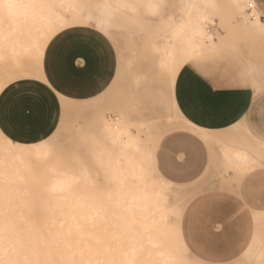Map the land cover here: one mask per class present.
<instances>
[{"label":"rangeland","instance_id":"obj_1","mask_svg":"<svg viewBox=\"0 0 264 264\" xmlns=\"http://www.w3.org/2000/svg\"><path fill=\"white\" fill-rule=\"evenodd\" d=\"M52 1L58 2V0ZM98 1L100 0H78L76 4L79 10L75 15L68 10H63L65 20L56 23V33L53 36L65 30L72 32L76 25H87L90 21L99 24L100 21L106 27H111L114 32V51L110 50L102 40L80 30L84 40L75 50L82 52L88 59L86 62L82 61L78 68L69 64L67 52L59 56L53 66L49 57V46L44 52L27 50L26 53L24 52L26 50L17 45L22 50L13 46V55L10 52L8 56H0L2 57L0 59V94L4 93L5 89H10L0 97V121L4 122L15 137V139L8 138V141L21 144L30 152L35 149V144H44L46 153L34 154L30 161L34 164V174L44 176L46 183L49 184L55 176L62 175L55 172V167L60 170H78L80 160L74 152V147L80 133H87L94 137L95 144L89 149L88 162L84 164L90 169L94 188L97 191H103L104 206L111 207L112 197L116 192L115 186L121 185L119 190L124 193L126 187L136 184V179L130 176L127 182L125 181L126 184L120 178L111 177L109 180L107 173L97 168L94 151L97 138L100 137L102 125L100 117L112 126L129 116L131 119L129 129L138 137L141 147V152L133 150L132 154L142 164L149 166V144L154 135L177 127L192 130L190 125L193 122L184 117L174 97L176 79L189 60L200 64L201 70L211 74L213 81L220 86L237 89V79L247 74L250 77V86L249 92L246 93H252L249 109L237 123L217 131L210 128L208 130L211 142L206 141L209 144H207L209 153L211 152V157L214 158L211 171L195 183L189 185L172 183L167 186L186 193L171 200L173 205H186L182 218H177L174 213H170L167 217V223L177 228L181 244L178 245L168 237L161 244L151 245L149 236L145 235L144 225L138 223L135 228L142 234L143 247L140 252L134 254L135 257L131 255L133 262L129 263L210 264V261L198 256L189 247L184 235L183 220L188 206L193 201L208 194H215L227 183L220 172V167L225 163L229 165L234 163L227 161L223 155L222 148L225 145L233 148L242 147L250 150L251 154L259 155L258 145H253L249 137L254 135L253 130L256 127L255 122L250 118L252 116L258 118L259 113L264 109V95H262L264 92V35L253 34V36L251 33L247 34L241 29H236L232 15L225 11L213 14L211 19L205 22V28L217 41L216 47L206 45L199 53L184 51L183 39L186 31L181 28L185 16L178 8L181 0H165L173 6L164 9L147 7L152 3L155 4L157 0H123L124 3H141L145 7L112 9L108 16L101 12ZM220 2L222 7H226L227 0H220ZM47 37V35L44 38L42 36L40 44L44 43ZM168 49L172 52L164 56L166 61L161 64L158 56L165 54ZM33 52L37 53V57H34ZM176 58L179 60L176 61ZM93 67L94 70H92ZM173 69L176 74L174 76ZM52 81H55V86ZM106 82L107 88H105ZM79 89H82L80 97L74 98L69 95V91L76 94ZM163 135L161 134L159 139ZM8 141L6 143L9 144ZM0 142L5 140L0 138ZM9 146L12 148L11 144ZM112 149L118 155L120 148L114 146ZM5 158L10 159V157ZM12 163L14 164L15 161L13 160ZM11 166L12 164L9 168L12 169ZM5 174L2 165L0 181ZM120 175L123 174L120 173ZM31 190L35 191L37 188L34 186ZM255 203L257 205L260 203L258 191ZM49 204L52 202L50 201ZM14 206L15 201L12 198L9 208ZM107 227L115 228L109 224ZM96 239H93L94 242L92 241L93 244L90 245L94 254L91 256L93 259L90 257L93 264H127V257L124 258L123 252L121 253L126 244L124 241L123 244L121 243L120 237ZM106 245H109L108 253L103 250ZM257 247L259 248V244ZM240 254H246L248 258H258L259 251L254 249L248 252L245 248ZM235 260L236 258L225 261L224 264H235Z\"/></svg>","mask_w":264,"mask_h":264},{"label":"bare ground","instance_id":"obj_2","mask_svg":"<svg viewBox=\"0 0 264 264\" xmlns=\"http://www.w3.org/2000/svg\"><path fill=\"white\" fill-rule=\"evenodd\" d=\"M77 1L58 0L54 3L52 0H0V56H8L10 52L12 54L13 46H16L18 50L21 49L18 46L22 47L26 53L27 50L44 52L56 33V23L65 20L63 10H68L75 15L79 10ZM252 2L253 0H227L226 7H222L220 0H181L178 8L185 16L181 29L186 31L183 50L199 53L206 45L217 46L214 35L205 28L206 20L211 19L215 13L228 11L232 15L236 29H241L247 34H255V36L261 34L248 23V18L254 14V10L250 11L246 5ZM97 3L101 5V12L108 16L112 9H120L116 5L124 4V1L100 0ZM36 30L38 32H34ZM44 35L48 37L44 43L40 44V39L42 36L44 38ZM171 52L172 50L168 49L165 54H160L158 61L161 64L164 63L166 61L164 56ZM33 54L34 57L37 55L36 52ZM102 118H99L102 125L94 151L97 168L104 170L109 180L111 177L120 178L126 184L130 176L136 179V184H130L124 193L119 190L121 185L115 186L116 192L113 194L111 207L104 206L103 191H97L94 188L90 169L84 163H79L77 171L75 169L60 170L55 167V172L62 175L55 176L48 184L44 176L34 174V164L30 161L34 154L46 153L44 144H35V149L30 152L23 145L14 144L13 141H8L9 139L7 141L12 148L8 143L0 142V166L3 165L6 173L0 181V261L16 258V251H19L20 258L26 257L35 264H93V257H91L93 251L90 247L93 239L118 236L122 239L121 243L123 244L124 241L126 244L121 253L123 252L124 258L127 257L126 261L129 264L133 262L131 257L140 252L143 247L142 234L135 228L138 223L144 225L146 230L142 228L146 231L145 235L149 236L147 239L152 242L151 245L161 244L168 237L178 245L181 244L177 228L167 223V217L170 213L175 214L179 210L180 215L175 216L182 218L186 205H173L171 200L186 193L180 189L168 188L167 186L172 183L162 177L154 164V149L159 136L166 132L156 134L152 138L149 144L150 164L146 166L132 154L133 150L141 152V147L138 137L129 129L130 117L126 116L112 126ZM190 127L211 142L209 128L195 123H191ZM114 146L120 148L118 155L112 149ZM222 153L227 161L242 166L247 163L244 157L252 152L242 147L233 148L225 145ZM10 164L12 169L9 168ZM34 186L37 190L32 191L31 187L34 188ZM61 197L63 198L60 199ZM12 198L15 206L9 208ZM50 201L52 204H49ZM108 224L115 228H108ZM7 237H11V240L9 241ZM258 244L259 241L255 244L250 243L247 251L255 249L258 252ZM10 246L15 250L12 254L8 252ZM103 250L108 253L109 245L104 246ZM183 260L186 259L183 258Z\"/></svg>","mask_w":264,"mask_h":264},{"label":"snow or ice","instance_id":"obj_3","mask_svg":"<svg viewBox=\"0 0 264 264\" xmlns=\"http://www.w3.org/2000/svg\"><path fill=\"white\" fill-rule=\"evenodd\" d=\"M18 7V5H16ZM170 3L165 0H157L155 4L147 5V7H154L158 9H164L172 7ZM117 8L125 9H137L145 7L141 3H124L116 5ZM246 7L254 14L248 18V23L253 26L264 35V0H253L252 3L247 4ZM84 30L89 33L90 36L102 40L110 50L114 51L113 35L114 32L111 27H106L103 23H96L90 21L89 24L76 25L72 32L61 31L53 36L51 43L49 44V57L55 66L59 56L67 52L69 54V64L74 65L77 68L81 62H86L88 57L80 51H76L75 48L83 42L84 36L80 32ZM202 66L195 61L189 60L184 71H191V75L194 79L208 86L209 90L213 87V77L211 74H206L201 70ZM183 73H181L182 75ZM172 75H175V69L172 70ZM51 79V77H49ZM55 86V81H52ZM250 77L245 74L237 79V91L249 92ZM107 82L105 88H107ZM10 89H5L6 94ZM50 91V90H49ZM264 95V92H262ZM54 96V94H53ZM55 99V96H54ZM191 119V118H190ZM255 122L254 135L249 137L250 142L253 145H258L259 155L249 154L244 157L246 160V166L239 164L229 165L225 163L220 167L221 174L226 178L227 183L222 189L206 197V200L210 201L213 205V213L222 214L224 219L221 223L231 222L234 225L236 221H241L239 229L245 233L244 243L241 246V252L245 248H248L250 243L255 244L259 241V256L258 258H248V256L236 254L235 264H264V109L259 113V117L252 116L250 118ZM239 118L229 121L230 125L237 123ZM193 123L199 124L198 121L193 120ZM55 127V125H54ZM15 139L12 131L5 126L3 121H0V138H3L7 142L8 138ZM197 142L200 143L203 150V141L197 138ZM95 144V138L87 133H80L78 141L74 147V152L79 158L81 163H87L89 157V149ZM218 151V150H217ZM214 158L205 150L202 156L194 158L193 164L198 168L196 175L199 177L202 174H207L212 169ZM160 172L165 179H172L161 168ZM257 191L259 192V205L255 203ZM180 215V211L174 214ZM185 220L187 216L185 215ZM10 241L11 237H7ZM26 247V245H25ZM15 250L10 246L8 248L9 254H12ZM0 264H35L33 261H29L26 257L20 258V252L16 251V258H9L0 261ZM210 264H224V261H210Z\"/></svg>","mask_w":264,"mask_h":264},{"label":"crops","instance_id":"obj_4","mask_svg":"<svg viewBox=\"0 0 264 264\" xmlns=\"http://www.w3.org/2000/svg\"><path fill=\"white\" fill-rule=\"evenodd\" d=\"M81 90L76 94L69 91V95L80 97ZM174 97L187 120L198 121L197 125L215 131L228 127V122L238 117L240 120L252 102L251 92L247 94L234 87L220 86L215 81L209 90L207 85L194 79L190 70L184 69L176 79ZM177 128L167 131L157 142L154 164L161 175L162 168L172 178L166 180L176 185H189L205 175H196L198 168L194 166L193 160L202 156L205 150L209 153V144L199 133ZM197 138L203 141V150ZM209 154L211 156V152ZM209 196L212 194L201 197L188 206L185 213L187 220L184 217L182 225L184 235L189 247L198 256L208 261L225 262L241 253L245 233L239 229L241 221H236L235 225L231 222L221 223L224 217L213 213L212 203L206 200Z\"/></svg>","mask_w":264,"mask_h":264}]
</instances>
